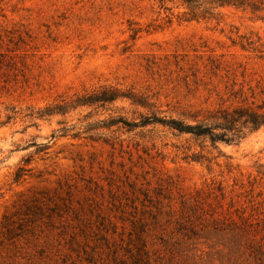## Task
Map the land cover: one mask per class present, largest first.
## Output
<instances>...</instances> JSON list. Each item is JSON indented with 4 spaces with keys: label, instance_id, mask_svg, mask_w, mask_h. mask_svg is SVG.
<instances>
[{
    "label": "rangeland",
    "instance_id": "1",
    "mask_svg": "<svg viewBox=\"0 0 264 264\" xmlns=\"http://www.w3.org/2000/svg\"><path fill=\"white\" fill-rule=\"evenodd\" d=\"M184 8L169 0H0V73L8 75L0 89V264H87L101 236L122 247L138 222L173 264H264V130L225 144L159 123L141 127L188 114L213 126L205 119L228 107L231 93L264 100V60L241 48L264 44V0L197 22L185 21ZM104 87L151 108L126 98L63 107ZM45 109L62 111L40 118ZM202 149L225 157L211 167L185 159ZM25 162L31 171L14 183ZM182 200L196 225L189 240L174 226ZM196 201L208 215L193 214ZM212 213H231L240 231L202 228Z\"/></svg>",
    "mask_w": 264,
    "mask_h": 264
},
{
    "label": "trees",
    "instance_id": "2",
    "mask_svg": "<svg viewBox=\"0 0 264 264\" xmlns=\"http://www.w3.org/2000/svg\"><path fill=\"white\" fill-rule=\"evenodd\" d=\"M165 0H159V2H164ZM180 4V6L185 7V12L183 15L186 16L187 22L189 21H200V20H210L218 15L215 14L217 9L225 7H236L242 8L246 6V0H169ZM258 40L257 43H259ZM256 42L247 40L246 44H241V48L244 51L254 53L256 57L264 60V44H257ZM258 46H257V45ZM8 75L5 73H0V89L5 87L6 77ZM264 90H262L259 95H263ZM232 97L231 104L226 107L225 102L220 104L219 109L211 114L205 121H211L212 125L205 122H198L197 117L188 114L184 120H163V121H148L146 124H141L145 126L147 124L159 123L167 126L171 131L177 132L180 135H190L192 139H204L209 138L213 143L216 141H221L225 144H234L242 141L245 136L249 133H255L260 130H264V100L257 102L254 98V93L251 95V100L249 101L245 97L243 98V93H231ZM126 98L131 101L134 105L141 106L144 108L150 107L145 100L141 98H136L130 96V94H123L116 90L109 89L107 87L100 88L97 91H93L91 94H85L76 97L74 101L70 104H66L63 107L67 109H77L79 107H103L106 104H113L116 101ZM151 108V107H150ZM58 110H46L39 117L51 116L54 113H60ZM10 120V118H8ZM216 131H220V139L214 135ZM218 151V156L214 159L209 158L202 153L200 154H189L186 155L185 159H189L191 162L201 163L206 162L208 167H211L212 162L218 160L219 158L225 157L220 150ZM28 162H25L14 174V183H19L23 178H25L31 171L27 168ZM210 170V168H208ZM214 189H208L210 194H213ZM222 192L221 188H218L217 192ZM144 202L148 204V208L153 206L152 199H150L147 193H143ZM200 201H196V206L194 208L193 214H199V219L203 216L208 215L203 207L200 205ZM182 209L179 212V216L176 217L174 221L175 231L182 236V238H187L188 240L196 236V225L191 222V217L188 212L185 211L184 205L185 201H181ZM199 205V206H198ZM198 212V213H197ZM201 212V213H199ZM214 212V211H213ZM161 214L158 208V215ZM210 215V214H209ZM169 219H171V213L167 214ZM232 214H217L212 213L210 215V221L206 224L200 223L202 228H210V223L212 226L229 224L231 231H240L239 224L231 218ZM152 220L157 224V215L152 217ZM146 223H133L132 224V239L125 243L124 246L118 247L110 243L105 236L100 238V246L96 250H100L97 254L93 251L91 256L86 257L87 264H173L170 257L167 258L161 253V250L153 249L146 241L145 236ZM227 228L223 229L226 230ZM246 234V233H243ZM243 243L249 244L248 235H244ZM105 253V259L101 258ZM171 255L172 253L169 252ZM166 257V258H165Z\"/></svg>",
    "mask_w": 264,
    "mask_h": 264
}]
</instances>
